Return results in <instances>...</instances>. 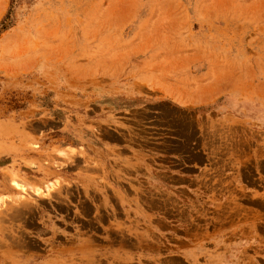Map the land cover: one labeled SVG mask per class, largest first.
Segmentation results:
<instances>
[{"label": "rangeland", "instance_id": "1", "mask_svg": "<svg viewBox=\"0 0 264 264\" xmlns=\"http://www.w3.org/2000/svg\"><path fill=\"white\" fill-rule=\"evenodd\" d=\"M0 264H264V0H0Z\"/></svg>", "mask_w": 264, "mask_h": 264}]
</instances>
